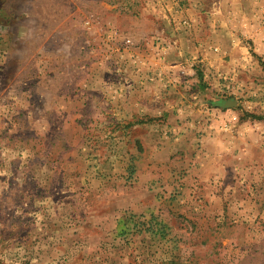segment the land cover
Wrapping results in <instances>:
<instances>
[{
    "label": "rangeland",
    "instance_id": "rangeland-1",
    "mask_svg": "<svg viewBox=\"0 0 264 264\" xmlns=\"http://www.w3.org/2000/svg\"><path fill=\"white\" fill-rule=\"evenodd\" d=\"M0 264H264V0H0Z\"/></svg>",
    "mask_w": 264,
    "mask_h": 264
},
{
    "label": "water",
    "instance_id": "water-1",
    "mask_svg": "<svg viewBox=\"0 0 264 264\" xmlns=\"http://www.w3.org/2000/svg\"><path fill=\"white\" fill-rule=\"evenodd\" d=\"M229 103H231V104H232V103H234V101H230Z\"/></svg>",
    "mask_w": 264,
    "mask_h": 264
}]
</instances>
